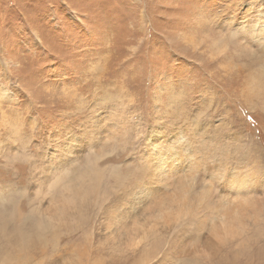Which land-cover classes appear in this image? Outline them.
I'll list each match as a JSON object with an SVG mask.
<instances>
[{
  "label": "rangeland",
  "instance_id": "rangeland-1",
  "mask_svg": "<svg viewBox=\"0 0 264 264\" xmlns=\"http://www.w3.org/2000/svg\"><path fill=\"white\" fill-rule=\"evenodd\" d=\"M263 105L264 0H0V264L262 261L264 205L230 231L171 193L221 202L212 175L252 165L264 193ZM170 151L178 177L144 194Z\"/></svg>",
  "mask_w": 264,
  "mask_h": 264
},
{
  "label": "bare ground",
  "instance_id": "bare-ground-1",
  "mask_svg": "<svg viewBox=\"0 0 264 264\" xmlns=\"http://www.w3.org/2000/svg\"><path fill=\"white\" fill-rule=\"evenodd\" d=\"M171 151L168 153V155H165V153H164V155H163V153H160V154L156 155V157L154 159L151 158L153 160V164H151L149 166L151 172L148 174L147 173V172H149L148 167H147V170L145 168L144 169V170H146L145 173H147V175L145 176V182L142 181V182H140L138 184L140 186V189L142 190L141 192H143V190H145L143 192L144 194L145 193L146 194H150L151 190L153 188H148L146 186H150L151 187L153 185V183L156 182V181L157 182L158 181H164L165 182L170 177L173 178V176H177L176 175V174H178L177 170L182 167L181 164H180L181 160L179 161V158H177L175 156L176 155V151H174V152H171ZM186 161H188L187 158H186ZM89 163H91V164L89 166L85 167L86 169L84 171L82 170V168L79 169L77 171V176H76L78 178V180L79 179H85V181H86V183L82 185V187L84 188V190H83L84 191V195H85V197L93 196L92 199L93 198L95 199V198L103 196V195L105 196V194H107L108 191L110 190L109 187H108L109 186L108 183L106 184V181H107V179H112V178H111V176H109V174H108L107 177H105L106 176V174H104L105 172L102 169H99V167H97L95 165L96 162L95 163L94 162H89ZM165 164H168V166H170L172 168V170H170V168H169V170L165 169L164 168ZM185 166H186V168L184 170H186V169L187 170H193V169H196V168L198 169V167L195 164L188 163V164H185ZM257 166L258 165H256V167ZM256 167H254V165H252V167L250 169H246V170H243V171L240 169L238 172H237L238 169H236V170L230 169V170H227V171H225V169H222L221 172L217 171L216 174L214 173L212 175V178H211V182H213V185L216 184V180L220 176L222 177L221 179H223L222 180L223 183H222V187H221L222 192H221V190H219L221 193H223V195H221L222 200L220 199L221 202L218 201L219 198H218L217 201L214 198V200H215L214 201L212 199V195H210L206 191H204V188H203L202 191H200L199 195H197L196 197L193 198L194 199V201H193V199H190L188 197V195H187L188 194V190L186 189V186L184 184H180V183H177L174 186V192L172 191L173 193H171V194L175 193V194H177L178 198L182 199V201L188 202L189 209L191 211L194 210L193 212L198 211V213H201V212H203V210L206 211L205 208H207V207L210 208L211 206L216 208L217 204H219V207H222L221 211H220V216H219L220 225H221L220 227H222L223 230H230L231 231L233 226H234V224L236 223V224L242 225V228L244 229L245 226H246V223H244V224L240 223V219H243V217H241V216L247 215L245 213L246 209L247 208L256 209L259 205H262V206L264 205V199L259 198V196L257 197L259 199H256V201H252V198H250L251 195H255L256 193H257V195H261V196H263V194H264V193H259V192L262 191V188H263V184H262L263 183L262 182L263 177H261V173L259 172L258 168H256ZM170 173H172V174H170ZM220 173H222V174L219 175ZM118 176H119L118 174L116 176H113V180L116 179L115 182H117V181L120 182V181L124 180V177L120 178ZM118 178L122 179V180H118ZM61 179L62 178H58L56 180V182L59 183L61 181ZM165 183H167V182H165ZM209 185H212V184L209 183ZM200 186H202V185H200ZM215 188L218 189V187H215ZM188 189H190V188H188ZM208 190H209V188H208ZM193 195H195V193ZM171 196H173V195H171ZM85 197H84V200H85ZM170 197L168 199H170ZM172 200H173V197H171V199L169 201L171 202ZM231 201H234V203L231 202ZM194 202L197 203L199 207L194 208ZM164 206L159 207L158 211L159 212H162V211L164 212V210L167 209L166 206L165 207ZM229 206H231V207L234 206V208H236L235 212L232 211L231 214H230L229 213ZM207 211H209V210H207ZM257 254L260 255L259 253H257ZM250 261H251V264H264V256H262V261H259L257 258H255V259L253 258V259L249 260L248 255H246V253H245L244 256L241 257V262L240 263L241 264H250L249 263Z\"/></svg>",
  "mask_w": 264,
  "mask_h": 264
}]
</instances>
